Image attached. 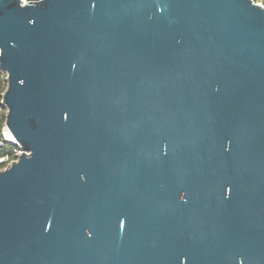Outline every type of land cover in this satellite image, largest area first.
<instances>
[{
	"label": "water",
	"instance_id": "95a60500",
	"mask_svg": "<svg viewBox=\"0 0 264 264\" xmlns=\"http://www.w3.org/2000/svg\"><path fill=\"white\" fill-rule=\"evenodd\" d=\"M0 264H264V5L0 0Z\"/></svg>",
	"mask_w": 264,
	"mask_h": 264
},
{
	"label": "built area",
	"instance_id": "2783aa9c",
	"mask_svg": "<svg viewBox=\"0 0 264 264\" xmlns=\"http://www.w3.org/2000/svg\"><path fill=\"white\" fill-rule=\"evenodd\" d=\"M255 3L264 5V0H252ZM25 3H27V0H24ZM5 72V71H4ZM6 74V72H5ZM7 79V74H6ZM2 111L7 112L6 108L2 105L1 107ZM5 142L12 143L15 142L14 138L12 137L10 131L6 127V125L3 126L1 132H0V146H3ZM15 145V144H14ZM16 147L13 149V152L11 154H6L4 157L0 158V163L7 162L8 166L11 165L13 162L18 160V157L22 154L21 147L16 144ZM7 166V167H8Z\"/></svg>",
	"mask_w": 264,
	"mask_h": 264
},
{
	"label": "trees",
	"instance_id": "16d2710c",
	"mask_svg": "<svg viewBox=\"0 0 264 264\" xmlns=\"http://www.w3.org/2000/svg\"><path fill=\"white\" fill-rule=\"evenodd\" d=\"M7 88V79L4 70L0 68V132L6 122V112L1 110L3 94ZM16 146L12 143L5 142L3 146H0V158L6 154H11ZM8 166L7 162L0 163V171Z\"/></svg>",
	"mask_w": 264,
	"mask_h": 264
}]
</instances>
